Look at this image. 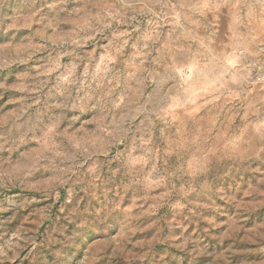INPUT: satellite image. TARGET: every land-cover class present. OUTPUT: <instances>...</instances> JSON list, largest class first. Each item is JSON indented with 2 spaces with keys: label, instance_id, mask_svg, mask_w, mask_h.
<instances>
[{
  "label": "rangeland",
  "instance_id": "374dc122",
  "mask_svg": "<svg viewBox=\"0 0 264 264\" xmlns=\"http://www.w3.org/2000/svg\"><path fill=\"white\" fill-rule=\"evenodd\" d=\"M0 264H264V0H0Z\"/></svg>",
  "mask_w": 264,
  "mask_h": 264
}]
</instances>
